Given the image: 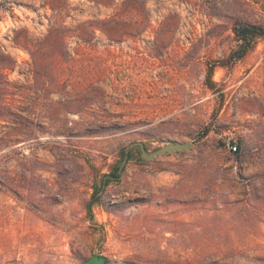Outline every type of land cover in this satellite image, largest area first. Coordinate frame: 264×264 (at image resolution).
<instances>
[{"label":"rangeland","instance_id":"obj_1","mask_svg":"<svg viewBox=\"0 0 264 264\" xmlns=\"http://www.w3.org/2000/svg\"><path fill=\"white\" fill-rule=\"evenodd\" d=\"M64 1L72 30L60 91L33 81L30 55L13 42L17 31L47 34L50 0H0V46L17 61L7 75L31 111L0 128V264H79L96 253L108 264H264V38L220 64L237 22L264 25V0ZM110 18L113 40L99 30L78 39L90 36L80 23ZM170 141L193 147L150 162L131 148L121 180L92 203L122 149Z\"/></svg>","mask_w":264,"mask_h":264},{"label":"trees","instance_id":"obj_2","mask_svg":"<svg viewBox=\"0 0 264 264\" xmlns=\"http://www.w3.org/2000/svg\"><path fill=\"white\" fill-rule=\"evenodd\" d=\"M131 1L132 0H124L123 6L125 7ZM59 2H61V0H50L49 6H51L52 11L55 12L56 18L55 23L50 26L46 35L40 39H32L27 32L24 37H20V32L17 31L13 37V42L15 45L26 50L30 55L33 81L43 80L49 87L54 89L57 88L61 91L62 88L58 83L56 68L59 61L63 59L65 60L68 54V38L72 29L64 23H61L62 18L60 9L57 8ZM89 2L99 6L114 7L116 0H89ZM63 4L67 6V1L65 0ZM103 24L113 26L115 22L113 18H110L108 20H93L80 23L76 29L83 30L87 34L90 33V36L88 35L87 37L85 35H80L78 39L85 43H89L95 38L96 31L99 30L107 33V29L106 27H103ZM232 31L236 42V48L232 49L226 60L220 63L222 67L233 65L238 61L245 59V57H247V55L255 48L257 41L264 38V25L237 22L233 26ZM107 34L109 38L113 40V37H111L109 33ZM16 65L17 61L4 49V47L0 46V128H6L11 123L18 122L23 124L27 122L28 117L19 114L18 111L27 113L31 112L29 109L27 110L24 107L19 106V101L16 100L19 95L16 92L22 89L24 85L15 81H10L7 75V72L13 71L16 68ZM41 72L43 73L42 75L40 74ZM213 72L214 66H211L208 68L206 75V82L211 88L214 87V82L212 81ZM37 75L41 76L43 79H37ZM52 94L58 93L57 91H53ZM60 101L61 100L56 101L55 103L60 105L62 104ZM88 102L91 104L93 98ZM58 108L59 107L57 106L55 107V109L58 110V116H60ZM53 112L55 113L56 110ZM115 128L118 129L119 127ZM207 132L208 131H206V133ZM0 139L2 140L1 137ZM13 142L20 143L19 139H16ZM42 147L52 148L50 144H44ZM126 155L125 149H122L120 151L119 159L112 165L110 173L104 174L101 177L99 186L94 185L92 203H98L100 201L99 196L112 182H119L121 180L122 171L124 169L122 171L120 169Z\"/></svg>","mask_w":264,"mask_h":264},{"label":"water","instance_id":"obj_3","mask_svg":"<svg viewBox=\"0 0 264 264\" xmlns=\"http://www.w3.org/2000/svg\"><path fill=\"white\" fill-rule=\"evenodd\" d=\"M134 147H139L142 159L144 161L150 162V161L155 160L157 157H160L163 155L189 151L193 147V142L181 143L178 141H170L166 145L159 147L158 149H156L152 152H149L146 149L144 143H141V142L133 143L126 148V154L127 155H126V157L122 163V167L120 169L121 171L123 170L124 166L126 165V163L128 161L130 149L134 148ZM79 264H108V261H107V258L105 256H103L102 254L96 253V254L92 255L90 258H88L87 260H85Z\"/></svg>","mask_w":264,"mask_h":264},{"label":"built area","instance_id":"obj_4","mask_svg":"<svg viewBox=\"0 0 264 264\" xmlns=\"http://www.w3.org/2000/svg\"><path fill=\"white\" fill-rule=\"evenodd\" d=\"M230 151H231L232 153H236V152L238 151V146H237V144H232V145L230 146Z\"/></svg>","mask_w":264,"mask_h":264}]
</instances>
